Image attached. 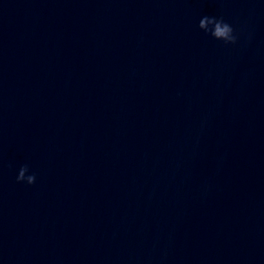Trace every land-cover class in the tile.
<instances>
[{
    "label": "clouds",
    "instance_id": "9594fccd",
    "mask_svg": "<svg viewBox=\"0 0 264 264\" xmlns=\"http://www.w3.org/2000/svg\"><path fill=\"white\" fill-rule=\"evenodd\" d=\"M198 28L213 39L223 42L226 46L237 44L239 39L233 26L225 21L223 17L203 16L199 20ZM28 173V165L21 166L16 176L17 182H25L28 185L34 184L36 182V175Z\"/></svg>",
    "mask_w": 264,
    "mask_h": 264
}]
</instances>
